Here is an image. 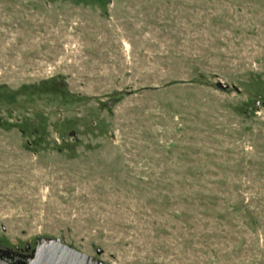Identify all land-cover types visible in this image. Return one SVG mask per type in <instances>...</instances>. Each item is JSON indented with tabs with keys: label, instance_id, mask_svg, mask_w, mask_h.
<instances>
[{
	"label": "rangeland",
	"instance_id": "obj_1",
	"mask_svg": "<svg viewBox=\"0 0 264 264\" xmlns=\"http://www.w3.org/2000/svg\"><path fill=\"white\" fill-rule=\"evenodd\" d=\"M39 238L264 264V0H0V251Z\"/></svg>",
	"mask_w": 264,
	"mask_h": 264
},
{
	"label": "water",
	"instance_id": "obj_2",
	"mask_svg": "<svg viewBox=\"0 0 264 264\" xmlns=\"http://www.w3.org/2000/svg\"><path fill=\"white\" fill-rule=\"evenodd\" d=\"M216 88L227 91L229 86L217 83ZM28 248H26L27 250ZM0 264H100L92 257L63 244L59 239H37L28 257H13L0 251Z\"/></svg>",
	"mask_w": 264,
	"mask_h": 264
}]
</instances>
